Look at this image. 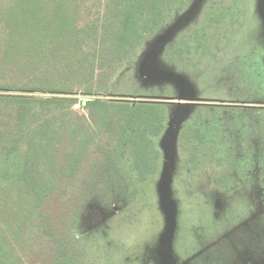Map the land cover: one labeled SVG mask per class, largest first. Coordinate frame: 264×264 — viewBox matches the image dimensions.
I'll list each match as a JSON object with an SVG mask.
<instances>
[{
	"label": "rangeland",
	"instance_id": "1",
	"mask_svg": "<svg viewBox=\"0 0 264 264\" xmlns=\"http://www.w3.org/2000/svg\"><path fill=\"white\" fill-rule=\"evenodd\" d=\"M12 4L16 7V0ZM99 5L98 0H71L60 12L67 18L65 48L57 52L62 57L55 60L46 45L38 71L14 74L67 86L59 66L72 61L68 85L75 81L77 93L52 95L77 99L71 110L78 116L89 115L81 87L95 82L84 78L90 54L84 48L93 41L89 24L102 16ZM110 65H101L96 75ZM106 94L115 100L161 98L171 105L164 109L165 128L153 138L158 169L143 181L136 174L134 150L118 143L117 126L103 133L91 127L93 134H101V142L94 141L79 159L63 184L65 197L53 199L52 214L46 217L66 239L80 236L82 264H264V108L183 104H264V0H191L145 41L133 64L111 79ZM173 148L176 229L171 245L166 240L162 247L166 227L175 220L167 218L158 184ZM107 157L113 163L116 159L112 167L119 172V183L112 182ZM5 160L3 168L9 165ZM23 198L12 195L8 205L22 208L27 201ZM44 236L45 241L51 238ZM34 238L29 237L27 255L37 262L46 248L41 251Z\"/></svg>",
	"mask_w": 264,
	"mask_h": 264
},
{
	"label": "trees",
	"instance_id": "2",
	"mask_svg": "<svg viewBox=\"0 0 264 264\" xmlns=\"http://www.w3.org/2000/svg\"><path fill=\"white\" fill-rule=\"evenodd\" d=\"M70 1L16 0L13 7L12 0H0V23L5 25L0 28V122L5 121L0 124V181L7 183L0 186V264H82L77 249L80 236L66 239L58 233V224L46 222V217L52 214L53 199L65 197L63 184L75 173L79 159L94 141L101 142V134H93L91 127L103 133L117 126L119 145L128 144L134 150L139 180H146L158 169L160 155L153 138L165 128L163 113L171 103L115 100L106 93L111 79L133 64L145 41L191 0H98L102 16L89 24L93 41L88 50L84 48L91 54L86 56L84 78L95 82L81 87L88 116L72 112L77 99L52 95L77 93L75 81L68 85L67 74L75 66L72 61L59 66L67 86L46 85L44 78L14 77L15 73L24 76L38 71L46 45L51 55L55 52V60L62 57L57 52L65 48L67 18L60 12L67 10ZM70 49L76 53V42ZM109 63L97 76L99 67ZM68 140L70 143L65 142ZM4 157L9 163L5 168L1 167ZM106 159L105 164L114 172L112 182L119 183V172L113 169L115 157L114 163L112 158ZM12 195L24 197L26 204L10 207ZM45 234L51 238L45 241ZM34 235L41 251L46 248L37 262L27 255L29 237Z\"/></svg>",
	"mask_w": 264,
	"mask_h": 264
},
{
	"label": "water",
	"instance_id": "3",
	"mask_svg": "<svg viewBox=\"0 0 264 264\" xmlns=\"http://www.w3.org/2000/svg\"><path fill=\"white\" fill-rule=\"evenodd\" d=\"M142 68L146 67L145 64H142ZM146 70H150L148 67ZM154 74L151 72L149 73V77L154 78L153 76ZM115 99V98H114ZM193 99V98H191ZM117 100H132L129 98H117ZM139 101H149V102H164L165 100H161V98H147V97H143V98H139ZM197 101H187L183 104L185 105H194L197 104ZM172 152L167 155L168 160L166 161V166L163 170L162 173V177L161 180L159 182V190H160V194L163 195L161 197V201L162 203L166 206V212H167V218H172V220H175L173 223V226L171 227V225L169 227H166V238H164V241H162L161 245L162 247H164L166 245V242H170L169 245H171V237H173V233L175 231V227H176V211H175V201L172 199V183H173V170H174V166H175V161L174 158H176V153L174 152V148L173 150H171ZM171 209V210H169ZM170 224V221H169ZM167 240V241H166ZM166 241V242H165Z\"/></svg>",
	"mask_w": 264,
	"mask_h": 264
},
{
	"label": "flooded vegetation",
	"instance_id": "4",
	"mask_svg": "<svg viewBox=\"0 0 264 264\" xmlns=\"http://www.w3.org/2000/svg\"><path fill=\"white\" fill-rule=\"evenodd\" d=\"M202 99V98H201ZM198 104H206L209 105L208 107H214V106H225L224 108L227 109H236V108H247V109H251V108H264V104H257V103H242V102H198ZM220 108V107H219Z\"/></svg>",
	"mask_w": 264,
	"mask_h": 264
}]
</instances>
